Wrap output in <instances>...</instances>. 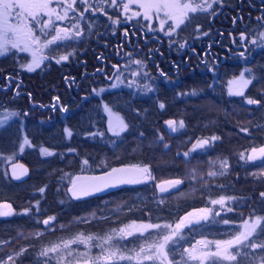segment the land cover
Returning a JSON list of instances; mask_svg holds the SVG:
<instances>
[{"label":"trees","instance_id":"1","mask_svg":"<svg viewBox=\"0 0 264 264\" xmlns=\"http://www.w3.org/2000/svg\"><path fill=\"white\" fill-rule=\"evenodd\" d=\"M222 2L224 22L227 20L230 26L229 16L238 6L233 3L236 0ZM213 13L212 9L210 14L215 15ZM205 14L191 13V20L173 32L178 34V41H185L190 31L198 27L203 29L204 22L195 17ZM109 24L108 14H100L97 18L91 11L85 12L79 21L83 29L81 37L68 39L66 47L61 49L59 43L52 44L34 71L21 67L25 60L21 53L11 58L0 57V113L8 117L0 126V203L11 204L14 210L10 216H0V240H15L18 232L22 233L15 241L28 251L17 259L20 263L36 264V253L42 247L70 240L80 233L105 236L128 221L174 224L190 211L207 209L212 200L220 197L241 199L226 200V210L231 208L232 211L211 215L209 220L182 228L176 243L178 248L174 250H185L191 241L228 237L238 223L225 224L223 221H237L238 214L252 212L264 217V199L259 196L264 192V177L252 175L264 166V158L247 163L240 159L241 153L248 155L253 149L264 147V47L253 46L256 32H251L243 42L229 43L232 59L226 65L222 61L220 71L194 67L192 71L171 70L164 76L145 71L140 73L137 84L100 91L96 88L103 82L87 77L83 69H93V34L106 31L104 28ZM119 25L115 27L117 31ZM59 53L72 55L57 62ZM74 64L79 67L73 69ZM241 69L252 82L243 95L230 94L228 79ZM80 90L86 92L83 98L78 95ZM248 99L259 103L249 104ZM104 105L116 111L128 125L119 135L108 129ZM170 119L177 122V128L169 130L163 140L158 136V129H166L165 123ZM180 121L184 122L183 128L178 127ZM66 130H71V136ZM213 136L219 139L210 146L197 149L188 157L183 155L198 140ZM44 150L51 155H46ZM220 156L228 161L225 175H207V165L199 170L203 177H199L196 193L173 196L186 188L183 175L192 162L205 163ZM11 163L23 164L19 175H13ZM124 164H149L156 180L126 184L103 195L82 199L69 196L67 185L76 176ZM175 177L183 181L180 187L166 193L157 190L159 180ZM41 188L43 192L39 191ZM161 199L164 204L158 203ZM119 201L126 202L125 211L121 215L115 213V219L109 216L77 219L90 211L103 214L106 208ZM25 209L30 211L25 212ZM50 216L55 220L44 224ZM231 226L232 229H228ZM260 228H264V222ZM260 228L254 233V237L259 236L256 242L264 240ZM157 234L148 231L120 241L127 243V249L139 250L137 245H144L145 239L153 242ZM4 253L0 250V256ZM90 253L99 254L94 250ZM251 253L257 254L255 249ZM48 259L50 264H56L50 257ZM110 264L139 262L125 260ZM144 264L153 262L144 261Z\"/></svg>","mask_w":264,"mask_h":264},{"label":"snow or ice","instance_id":"2","mask_svg":"<svg viewBox=\"0 0 264 264\" xmlns=\"http://www.w3.org/2000/svg\"><path fill=\"white\" fill-rule=\"evenodd\" d=\"M80 3L87 5V7L80 11L76 5L77 0H0V56L5 55L11 50V48H18L21 51H32V62L27 65H22L21 67H26L28 71H34L40 66L45 57L42 55H37V52L42 48L48 47V45L53 44L57 40H65L68 38H80L83 34V29L79 27L78 24H72L69 28H63L56 25V21H64L69 19H78L76 17H70L69 12H79V18L84 17V13L91 10L93 12H107L104 9V5L108 4L110 6H118L125 14L127 20H132L134 17H140L146 20H151L154 17L159 19V27L161 31H165V24L169 20L172 24L168 26L166 35H171L172 32L179 28L181 25L185 24L186 21H190V13L195 14L198 12H207L209 9L213 8L216 3H222V0H96V5L89 3V0H79ZM55 4L56 7H52ZM132 5H138L140 11H133ZM63 9L59 11L58 9ZM131 12V15L128 13ZM161 14L163 18L161 19ZM214 14V13H213ZM46 17V19L44 18ZM258 20H264V15L257 17ZM15 20V23L12 21ZM120 19L117 18L114 23H120ZM36 25L39 28L40 34H36V30L32 25ZM151 27L150 25L148 26ZM54 32L51 39H45L41 42V36H47L48 31ZM207 35V33H203ZM127 36V32H125ZM261 37H264V32L260 33ZM245 34L241 33V39H245ZM255 43V41H253ZM11 46V48L9 47ZM33 46H36L33 50ZM184 45H180L183 47ZM68 55H62L59 57V61L67 60ZM243 55V53H241ZM136 64H141L142 61H134ZM113 67H118L114 65ZM250 71V70H246ZM241 73V77H243ZM255 79V77H253ZM252 81L245 79L243 84L247 86ZM235 94L243 95L242 91H237ZM58 99V98H57ZM249 104L259 103L258 100L248 99ZM161 108L164 107L163 104L160 105ZM11 115H18V113H11ZM8 119L7 116H0V126ZM166 124L172 131L177 128V122L167 121ZM178 127L183 128L184 122L180 121ZM128 125L123 122L122 119L117 120L113 126V131H116L117 135L120 132L125 131ZM118 129V131H117ZM68 135L71 136V130H66ZM241 131H247V129H241ZM162 139V137H161ZM219 137L213 136L208 139L198 140L193 144L192 149L189 152H184L183 155L188 157L191 152H195L197 149H204ZM25 143H28L25 140ZM167 147V145H165ZM136 149H134L135 151ZM46 155H51L50 152L44 150ZM264 158V147L259 150L253 149L251 154L245 155L240 154V159L245 161H255L257 159ZM87 164V161H84ZM221 171L220 172H209L207 175H225L228 169L227 159L220 161ZM22 167V166H21ZM195 171V170H193ZM15 175V172H13ZM253 176L257 178L264 177V172L253 173ZM100 181V184H95L91 186H81L77 189L75 183L73 184L72 195L74 197L90 196L96 192H101L106 188L115 187L123 184H141L146 181H155L156 177L153 175L152 168L149 164H136L130 165L124 168H113L110 172L106 173V177H96L93 178ZM195 179V176H193ZM183 181L181 180H168L158 183L156 187L159 188L160 192H167L169 189H175L181 185ZM43 192L44 188L39 189ZM259 196L264 199V192H260ZM238 197H221L218 200H212V204H219L224 206L226 200H238ZM159 204H164L165 201L161 199L158 201ZM232 211L231 208L227 209ZM30 211V209H25V212ZM201 215L194 216L193 213L189 212L185 217H182L178 223H176L175 228L171 224H140L136 225V222H132L131 225H126L124 228L119 230H111V234H106L105 236H85L83 233L77 234L70 240H62L59 243H53L49 246H44L36 253L37 261L36 264H50L49 259L40 260L41 257L49 258L50 254H55L51 259L56 261V264H79L81 260L85 264H110V262L119 261H131L136 260L139 264H144V261H152L153 264L159 262V264H189L190 261H197L198 264H205L206 261H211L212 264H264V240H259V236L254 237V233L260 228L262 222H264V217L250 216L249 219L243 221L242 229L231 239L226 241H198L197 244L202 245L201 248L197 249L193 247L192 249H185L183 252L179 253L181 259L180 261L175 260L176 253L172 250L170 245H175L178 241L175 239L180 236V230L185 226L192 225L200 220H208L209 215H219V213H212L210 209H200L198 210ZM14 214L11 204H0V216H10ZM55 220V217H49L44 220V224H49L50 221ZM223 223L227 224L228 221L225 220ZM63 227V226H61ZM158 229L161 230L153 240V242L148 243L145 239L144 245H137L139 249L136 248L127 249L119 247V242L114 241V237H119L123 240L125 237H134L137 234H142L147 232L148 229ZM167 230V231H165ZM260 231L264 233V228H260ZM35 235H39L36 233ZM251 238V239H250ZM93 239L99 240L100 243L98 247L101 249L99 255L93 256L90 251L78 252L72 249L70 246L73 244L81 243L89 246V249L93 246ZM6 243V242H0ZM215 245V251L209 250V245ZM257 248L260 250L259 255L252 254L246 249ZM28 250L21 248L19 251L15 252L14 255H8L7 260L0 261V264H8L9 261L14 262V256L19 258L22 257ZM131 251L132 255H127L126 253ZM171 255V259L169 258ZM71 257V259H69Z\"/></svg>","mask_w":264,"mask_h":264},{"label":"flooded vegetation","instance_id":"3","mask_svg":"<svg viewBox=\"0 0 264 264\" xmlns=\"http://www.w3.org/2000/svg\"><path fill=\"white\" fill-rule=\"evenodd\" d=\"M233 3H237L238 8L236 12H233L229 16V19L231 20L229 21L231 24L230 26H228L229 24L227 20L224 22L222 6L217 4L212 8L215 15H211L210 11L212 9H209L206 12L207 14L195 17L204 22L203 29L198 27L190 31V37L185 39V41H178V34L173 33L167 36V38H170L167 39L161 33L160 29L147 30L141 24L120 23L117 31L110 23L104 28L106 31L95 32L93 34V41L95 43L92 47L94 48L92 50L94 51L95 56V60L93 61L94 65L93 69H83L84 73H87V77H90L93 80H101L103 82L102 85L97 86L96 88L101 91L105 88L115 87H106L105 85H110V82L116 77L125 76V74L129 72V67L124 69L120 64L122 63L123 65L127 57L130 55L134 56L136 60L142 61L140 66L143 71L141 73L148 71L154 72L155 75L161 74L164 76L166 72H171V70L174 72L183 71L185 69L192 71L194 67L203 68L205 70L220 71V69H222V61L226 65L232 59V55L228 49L230 48L229 43L233 44L234 40L243 42L245 39H248V35L251 32L264 29V20L257 19V17L264 15V0H236V2ZM78 9L83 11V9ZM105 11L107 12L109 19L112 11L111 9H105ZM91 12L92 15L97 18L100 14H104V12L99 11ZM73 13L74 16L71 13L70 17H75L76 14V18H78L77 16H79V12L73 11ZM56 23L58 26L62 25L61 27L63 28L68 26V23L64 24L62 21H56ZM32 27L36 30V33L40 34L38 27H35L34 24ZM250 29L252 30L247 34ZM125 32H127V36H125ZM203 33H207V35H204ZM241 33L245 34V39H241ZM41 37L43 38V36ZM68 39L57 40L53 44L59 43L61 49L62 46L66 47V41ZM96 45L98 47H95ZM180 45L184 46L180 47ZM101 47H103L105 51H102ZM49 49L50 45L46 47L45 52L47 50L49 51ZM17 54H19L18 48H11L9 52L2 56L11 58V56ZM21 54L25 56V54ZM64 54L65 53H59V56ZM25 64L26 59L22 65ZM163 64H167V66H164ZM114 65L118 67H113ZM78 67L77 64H74L73 69H77ZM131 74L132 72L130 75ZM77 89H79V85L77 86ZM78 95L83 98L86 96V92L80 90L78 91ZM214 213L217 212H213V214ZM218 213H220V211H218ZM185 215H187V213ZM210 216L211 215H209L208 220L210 219ZM2 257H0V259ZM44 259L46 258H43V260ZM15 262L16 264H27L20 263L16 260ZM80 262H83V260Z\"/></svg>","mask_w":264,"mask_h":264},{"label":"rangeland","instance_id":"4","mask_svg":"<svg viewBox=\"0 0 264 264\" xmlns=\"http://www.w3.org/2000/svg\"><path fill=\"white\" fill-rule=\"evenodd\" d=\"M181 2H184V0H181ZM89 3H92L94 6H97L96 5V0H89ZM217 4H221V3H216L214 5H217ZM52 7H56V5L53 4ZM76 7L84 10L87 7V5L82 4V3L79 2V0H77ZM103 7H104V9H109V10L111 9L112 13H110L109 21H110V23L114 27H116L119 24V23H114V21L117 18H119L120 21H121L120 22L121 24L122 23H124V24H131V23L134 24V23H136V24H141L147 30L148 29L149 30L150 29H152V30L153 29H160V27H159V19H156L155 17L153 19H151V20H146V19L143 18V15H141L140 17H134L132 20H127L125 14L123 13V11L118 6H110L108 4H105ZM131 7H132V10L133 11H140V8H139L138 5H132ZM58 10L59 11H63L62 8L61 9H58ZM71 13L74 16V13L73 12H69V16L71 15ZM128 15H131V12H129ZM190 15H191V13H190ZM75 17H76V14H75ZM77 17H78V19H73V20H70L69 19V20L62 21V22H64V24L68 23V26H66L65 28L71 27L72 24H78L79 25V21H81L83 18H79V16H77ZM44 18L46 19V17H44ZM160 18L161 19L163 18V14H161V17ZM12 23H15V21H12ZM170 24H172V21L171 20H169L168 23L165 24V26H164L165 27V31H161V33L164 36H169V35H166V31H167L168 26ZM149 25L151 26L150 28L148 27ZM61 26L62 25H60L59 27H61ZM35 27H37V26L35 25ZM176 30H177V28H176ZM255 32H256V34L253 35V41H255V43H253V41H252L253 46L264 47V37H261L260 36V33L261 32H264V29L255 30ZM36 34L39 35L38 33H36ZM52 34H54V32H52L51 30H49L47 36H43V38L41 37V42H43L45 39H51L52 38V36H51ZM72 39H75V38H72ZM167 39H170V38H167ZM51 46H52V44H50V47ZM9 47H11V46L9 45ZM35 47L36 46H33V50L35 49ZM18 50H19V53L25 54V59H26V64L25 65L30 64L32 62V58H33L32 51L31 50H29V51H21L20 49H18ZM45 50H46V48L40 49V51L37 52V55L38 56L39 55H42L43 56L45 54ZM134 61H136V58L134 56H132V55L128 56L127 59L125 60V63L123 65L121 63L120 65L124 69H127L129 67V72L126 73L125 76L116 77L112 82H110V85L107 84L105 86L106 87H109V86L110 87H112V86H119V85L129 86V85H133L132 83H136V84L139 83V80H140V77L141 76L138 73H141L143 71V69L141 68L140 64H136V63H134ZM243 71H245V70L244 69H241L239 73L233 74L228 79L227 90H228V92L230 94H235L237 91H242L243 92L244 89L246 88V86L243 84V80H245V79H248L249 80V78L247 76H245V75H243V77H241V73L244 74ZM131 72H132V74H131L130 78H128V75ZM103 108H104V111H105V114H106V120H107V127H108V129L111 132L116 133V131H113V126L117 122L118 118L119 119H122V117L116 111L112 110L108 106H105L104 105ZM0 116H2L1 113H0ZM169 121H171V119ZM166 126L167 127H165V128L166 129L168 128V130L164 129L163 127H160L158 129V136L160 138L162 137L163 140H164V138L165 139L167 138V133H168L169 130H171L167 124H166ZM117 131H118V129H117ZM222 160H225V158L223 156L222 157L220 156V157L210 158V159L206 160L205 163H203V162H192V166L189 168V170H187L186 172H184L185 174L182 173V174H184L183 176L186 178L185 179V181L187 182L186 188L183 189V190H178L177 192L173 193V196L176 197V196L189 195V194L196 193L197 192V189H198L197 183L200 180L199 177H203L202 176V171H199V170H202L205 166L208 165V169H207L208 172H213V171L220 172L222 170L221 169V165H220V161H222ZM9 166H10L11 172L12 173L15 172V176H17V175H19V170L22 169L21 166H23V164L20 163V165H18L17 163H11ZM193 170H195V171H193ZM259 172L260 173L264 172V166H262L259 170L255 171V173H257V174ZM193 176H195V179H193ZM220 198H217V199H214V200H218ZM125 204H126V202L119 201V202L115 203L114 205H111V207L106 208L105 211L103 212V214H96L95 211H90V212H87L85 214H82L77 219H82V220H90V219H93V218L101 219V218H104V217L107 218L106 216H109L110 219H115V216H114L115 213H120L119 215H121L125 211ZM130 205H132L131 202H130ZM225 205L224 206H221L219 204H215L214 205V204L211 203V206L208 207L207 209H210L211 212H218V211H220V212H222V214H224V213H227L226 212L227 210H226ZM198 210H200V209H198ZM198 210H194V212H192L194 216L201 215V213ZM196 213H198V214L196 215ZM185 216L186 215H183L182 217H185ZM250 216H256V215L253 214L252 212H249V213H241V214H238L237 215V217H238L237 221H229V220H227L228 223L237 222L238 223L237 227H235V228L233 227L234 232L231 233L228 237H224V238L222 237V238L217 239L215 241H226V240L231 239L239 231L243 230L242 229L243 221L249 219ZM180 219L178 221H176L174 224H171L173 228H175L176 223H178L180 221ZM132 222L133 221H128V222L120 225L117 228V230H119L121 228H124L126 225H131ZM134 222H136V225L149 224V223H151V222H148V221H134ZM194 223H197V222L194 221ZM152 224H156V223H152ZM159 224H162L163 225V224H169V223H163V222H161ZM228 229H232V226L231 227H228ZM148 231H153L154 234H157V233H160L161 230L149 228ZM165 231H167V230H165ZM32 232H36V230L35 231H32ZM110 233H111V231H110ZM144 233H142L141 235H143ZM21 235H22V233H19L18 232L17 236L15 237V240L20 239L21 238ZM84 235L85 236H88L87 234H84ZM93 236L95 237V235H93ZM180 236H181V233H180ZM180 236L176 237L175 239L178 240L180 238ZM15 240L14 239H9V240H2V241H0V242H6V243H0V250H3V251L6 252L5 254H3V255L0 256V257L3 256L0 259V261L7 260L8 255H14L15 252H17L21 248H23L22 245H17L16 244L17 241H15ZM114 241H118L119 242V247H121V248L128 247L127 243L121 242L120 239H119V237H114ZM202 241L207 242L209 240L203 239ZM197 242L196 241H194V242L191 241V243L188 244V246L186 247V249H192L193 247H195L197 249L201 248L202 245L197 244ZM99 243H100L99 240L93 239L92 244L93 245H96V246H94V248L91 247L89 249V246L88 245L81 244V243L73 244V246L71 245L70 247L72 249H75L76 251H79V249H80L81 251H79V252H82V251L85 252L86 250L91 252L92 250H94L96 252H99V254H100L101 249L98 247ZM170 247L176 253L175 260L180 261L181 257L179 255V253L183 252L184 250L181 251V252L174 250V249L178 248V246L176 244L175 245H170ZM253 249L256 250V252H257L256 255H259V251H258L257 248H249V249H246V250H248L251 253V250H253ZM209 250L215 251V245L214 244L209 245ZM53 255L55 256V254H53ZM127 255H129V254H127ZM51 257L52 256H50V258ZM169 258L170 259L172 258L171 255H170ZM17 259L18 258L14 256V262H15V260L17 261ZM46 259H48V258H46ZM69 259H71V257H69ZM53 261L56 263L55 260H53ZM133 261H136V260H133ZM210 262L211 261H206L205 264H208ZM117 263H122V261H119ZM8 264H13V262L12 261H9ZM15 264H16V262H15ZM79 264H85V262L83 261V262H80ZM156 264H159V262H156ZM189 264H198V262L197 261H190Z\"/></svg>","mask_w":264,"mask_h":264},{"label":"water","instance_id":"5","mask_svg":"<svg viewBox=\"0 0 264 264\" xmlns=\"http://www.w3.org/2000/svg\"><path fill=\"white\" fill-rule=\"evenodd\" d=\"M18 165H20V163H17ZM130 165H133V164H124V165H119V166H114V167H111V168H108V169H105V170H103V171H100V172H97V173H93V174H87V175H81V176H76L68 185H67V191H68V194H69V196L72 198V199H82V198H86V197H90V196H95V195H103V194H105V193H107V192H109V191H112V190H115V189H118V188H120V187H122V186H124V185H126V184H123V185H118V186H115V187H110V188H106V189H104L103 191H101V192H96V193H94L93 195H90V196H82V197H79V198H77V197H74L73 195H72V190H73V184L75 183V185H76V187H77V189H79L81 186H91V185H95V184H100L101 186H102V184H101V182L100 181H97V180H95V179H93V178H96V177H106V173H108V172H110L111 171V169H113V168H124V167H127V166H130ZM22 169H20L19 170V172L21 171V170H23V167H21ZM168 180H181V178H178V177H175V178H166V179H162V180H159L157 183H156V185L158 184V183H162L163 181H168ZM182 181V180H181ZM181 185H179L178 187H180ZM177 187V188H178ZM157 188V190L159 191V188L158 187H156ZM177 188H175V189H177ZM175 189H169V191H172V190H175ZM169 191H167V192H169ZM160 192V191H159ZM160 193H162V192H160ZM163 193H166V192H163ZM192 212H194V211H192ZM191 212V213H192ZM198 213H196V215H197Z\"/></svg>","mask_w":264,"mask_h":264}]
</instances>
